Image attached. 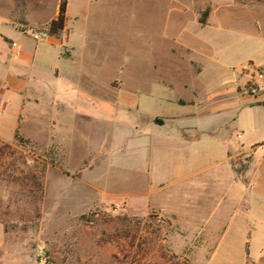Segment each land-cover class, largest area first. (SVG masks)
I'll use <instances>...</instances> for the list:
<instances>
[{"label": "rangeland", "instance_id": "1", "mask_svg": "<svg viewBox=\"0 0 264 264\" xmlns=\"http://www.w3.org/2000/svg\"><path fill=\"white\" fill-rule=\"evenodd\" d=\"M208 1L181 0L187 23L205 21ZM60 2L0 0V30L47 44L52 40L47 27ZM68 2L69 42L53 46L42 65H56L63 75L55 86L65 94L63 125L54 128L53 139L24 128L11 141L0 140V264H40L43 256L51 264H264V196L253 197L243 228L231 227L220 241L223 230L199 228L188 211L125 195L137 176L132 168H143L151 158L153 128L146 125V115L152 116L151 124L177 126V118L161 115H177L172 102L188 96L181 85L189 84L196 68L192 62L201 59L185 47L198 46L190 36L193 30L183 28V21L177 28L179 6L169 0ZM35 34L47 37L36 41ZM56 39L63 41V36ZM216 41L226 53L209 52L218 61L207 67L210 77L249 58L261 65L248 63L240 70L244 82L238 92L250 97L245 92L250 75L264 71V39L244 47L228 45L231 38ZM67 46L75 49L76 60L58 63L54 51L68 57ZM41 76L55 82L47 72ZM44 96L48 99V92ZM89 117L113 123L107 127L114 146L99 147ZM138 133L143 136L136 139ZM52 144L61 147L46 149ZM35 176L41 178L40 187L33 184Z\"/></svg>", "mask_w": 264, "mask_h": 264}, {"label": "crops", "instance_id": "2", "mask_svg": "<svg viewBox=\"0 0 264 264\" xmlns=\"http://www.w3.org/2000/svg\"><path fill=\"white\" fill-rule=\"evenodd\" d=\"M169 1L179 6L177 28L183 21V28L193 30L190 34L193 43H198V46H185L186 49L201 59L192 62L196 68L192 66L193 78L189 84L181 85L188 96H177V103L172 102L177 104V115H161L177 118V126L151 124L152 116L146 115V125L153 128L149 136L151 158L145 161L143 168L131 167L132 175L137 176L131 177L129 183L133 190L125 195L155 198L153 203L157 206H177L179 211H188L191 222L201 223L199 228L213 225L223 230L219 237L222 241L229 236L231 227L243 228L240 224L251 215L253 199L264 196V168L262 180L260 178L264 165V97L254 99L238 92L244 82L240 70L257 61L249 58L245 63L230 64L216 79L208 75L207 67L218 65L210 53L215 50L226 53L216 41L218 37L231 38L228 45L242 47L264 39V0H209L211 11L205 21L195 18L190 23L182 16L181 0ZM69 8L67 0V21ZM68 34L67 22L61 34L63 41L51 37L47 44L34 42L20 33L0 30V140L11 141L16 132H24V128L25 132L36 128L42 135L51 137L54 128L62 127L65 94L59 95L55 86L63 75L56 65H42L44 56L53 46L69 42ZM20 37L24 39L22 42ZM67 47L68 57L54 51L58 63L63 58L76 60L75 49ZM43 72L49 73L55 82L44 80ZM47 92L48 99L44 96ZM89 119L99 147L114 146L111 129L107 127L112 128L113 123L107 119ZM141 136L138 133L136 139ZM29 140L43 148L30 135ZM60 147L52 144L45 148ZM140 181L141 188L135 189ZM237 235L240 233L236 232Z\"/></svg>", "mask_w": 264, "mask_h": 264}, {"label": "built area", "instance_id": "3", "mask_svg": "<svg viewBox=\"0 0 264 264\" xmlns=\"http://www.w3.org/2000/svg\"><path fill=\"white\" fill-rule=\"evenodd\" d=\"M43 37H47L44 34H35L34 39L36 41L42 40ZM251 98L264 96V71L253 70L250 75L249 85L245 91ZM40 264H51L46 256L41 258Z\"/></svg>", "mask_w": 264, "mask_h": 264}, {"label": "trees", "instance_id": "4", "mask_svg": "<svg viewBox=\"0 0 264 264\" xmlns=\"http://www.w3.org/2000/svg\"><path fill=\"white\" fill-rule=\"evenodd\" d=\"M66 10H67V0H61L58 6V12L56 17L53 20H51L48 24L47 31L49 36L57 37L60 36L64 31L67 22ZM0 145L3 144L0 142ZM40 179H41L40 176H35L33 184L35 186L40 187L41 186Z\"/></svg>", "mask_w": 264, "mask_h": 264}]
</instances>
